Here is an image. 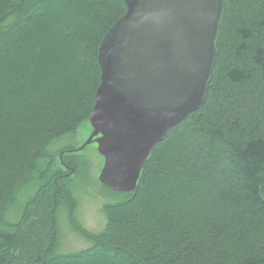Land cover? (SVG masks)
<instances>
[{
	"label": "trees",
	"instance_id": "trees-1",
	"mask_svg": "<svg viewBox=\"0 0 264 264\" xmlns=\"http://www.w3.org/2000/svg\"><path fill=\"white\" fill-rule=\"evenodd\" d=\"M125 12L124 0H0V264H264V0H224L203 106L153 147L133 193L103 187L119 200L92 245L57 252L72 137ZM33 208L49 229L24 230Z\"/></svg>",
	"mask_w": 264,
	"mask_h": 264
},
{
	"label": "water",
	"instance_id": "water-1",
	"mask_svg": "<svg viewBox=\"0 0 264 264\" xmlns=\"http://www.w3.org/2000/svg\"><path fill=\"white\" fill-rule=\"evenodd\" d=\"M98 49L89 123L103 158L98 182L133 193L153 147L198 111L217 58L224 0H124Z\"/></svg>",
	"mask_w": 264,
	"mask_h": 264
},
{
	"label": "rangeland",
	"instance_id": "rangeland-1",
	"mask_svg": "<svg viewBox=\"0 0 264 264\" xmlns=\"http://www.w3.org/2000/svg\"><path fill=\"white\" fill-rule=\"evenodd\" d=\"M67 21L69 20H65V17L62 16L60 21L56 22L58 25L63 26ZM92 132L93 129L89 121L83 122L78 127L74 137H72V140L76 143L75 149L82 147ZM74 158L77 166L76 174L69 175L63 172V176L67 180H70L69 184L73 194V201L68 210L69 214L66 211L67 209H65V207L68 208L66 205L62 206L56 214V230L58 233L57 252L63 255L89 248L93 241L88 236H97L105 228V208L109 204L119 200L117 196L105 190L98 182V176L103 167L104 160L98 154L95 143H91L79 150L75 153ZM63 171H66V169L63 168ZM131 207V210L134 212L135 208H137V203ZM30 213L32 217V215L41 214L42 211L33 208L30 210ZM31 217L24 227L26 232H34V230L41 226V222H44L42 224L44 227L50 228L49 220H46L44 217L39 215ZM37 238L39 240L36 243L38 247L45 246L48 242V236ZM34 239L36 238L34 237ZM30 250L31 248L25 247L26 253H31ZM22 252L18 250L16 256H22ZM36 252L34 250L33 254ZM84 264L88 263L85 262Z\"/></svg>",
	"mask_w": 264,
	"mask_h": 264
}]
</instances>
